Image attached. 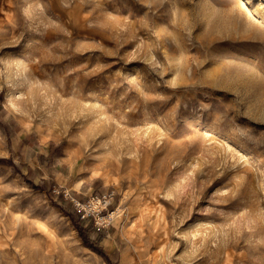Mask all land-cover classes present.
Listing matches in <instances>:
<instances>
[{
	"label": "rangeland",
	"instance_id": "obj_1",
	"mask_svg": "<svg viewBox=\"0 0 264 264\" xmlns=\"http://www.w3.org/2000/svg\"><path fill=\"white\" fill-rule=\"evenodd\" d=\"M0 264H264V0H0Z\"/></svg>",
	"mask_w": 264,
	"mask_h": 264
},
{
	"label": "built area",
	"instance_id": "obj_2",
	"mask_svg": "<svg viewBox=\"0 0 264 264\" xmlns=\"http://www.w3.org/2000/svg\"><path fill=\"white\" fill-rule=\"evenodd\" d=\"M114 191H93L83 199L70 196L66 193L77 216L85 225H90L95 231L105 229L117 214L118 207L112 206Z\"/></svg>",
	"mask_w": 264,
	"mask_h": 264
},
{
	"label": "trees",
	"instance_id": "obj_3",
	"mask_svg": "<svg viewBox=\"0 0 264 264\" xmlns=\"http://www.w3.org/2000/svg\"><path fill=\"white\" fill-rule=\"evenodd\" d=\"M78 222H77V226H78V231H79V233H80V235L82 236V238L83 239H85V235H86V228H82L81 226H80V222H79V220H77ZM89 227H91V226H89Z\"/></svg>",
	"mask_w": 264,
	"mask_h": 264
}]
</instances>
